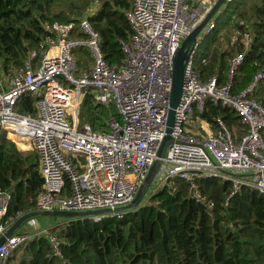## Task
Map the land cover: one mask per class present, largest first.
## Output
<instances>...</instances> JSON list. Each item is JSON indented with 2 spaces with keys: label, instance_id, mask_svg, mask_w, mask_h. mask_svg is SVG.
<instances>
[{
  "label": "built area",
  "instance_id": "obj_1",
  "mask_svg": "<svg viewBox=\"0 0 264 264\" xmlns=\"http://www.w3.org/2000/svg\"><path fill=\"white\" fill-rule=\"evenodd\" d=\"M215 1L130 0L123 15L131 35L121 42L123 58L113 64L103 56L100 36L88 20L92 13L87 11L76 22L54 23L49 28L55 38L39 63L33 65L32 54L21 69L2 71L0 140H10L23 155H38L42 186L35 211L96 212L133 201L165 135L174 55ZM239 24L246 28L244 50L227 60L222 83L217 74L202 78L197 69L199 58L201 64L206 63L199 47L216 27L214 17L188 49L171 141L155 173L160 174L159 187L173 179L187 182L197 202L203 201L198 181L206 178L230 183L225 204L242 187L264 195V106L252 98L263 73H255L241 91H232L233 76L253 38L248 24L243 20ZM78 51L85 52L82 60L76 57ZM87 93L94 103L115 109L118 118H108L107 130L92 129L79 118ZM26 94L35 98L34 112L21 115L16 108ZM207 102L234 112L243 131L229 129L217 119L219 130L195 133L193 119ZM10 197L0 187V236L10 227L4 221ZM123 214H90L88 218L101 221ZM42 236L60 255L57 236L40 225L38 233L14 231L5 236L0 243V264H9L20 246Z\"/></svg>",
  "mask_w": 264,
  "mask_h": 264
},
{
  "label": "trees",
  "instance_id": "obj_2",
  "mask_svg": "<svg viewBox=\"0 0 264 264\" xmlns=\"http://www.w3.org/2000/svg\"><path fill=\"white\" fill-rule=\"evenodd\" d=\"M94 2L98 6L88 20L100 36L107 63H119L121 42L131 35L123 15L130 0H0L3 70L21 69L32 54L33 65L39 63L55 38L49 28L54 23L78 21ZM241 20L248 24L253 38L233 76L232 91L244 89L260 71L263 77L252 98L264 106V0L225 3L215 18L216 27L199 47V56L206 63L201 64L199 58L197 69L204 79L217 74L220 83L225 81L227 60L244 50L246 28L239 24ZM84 55L83 51L76 53L78 59ZM34 101L31 94L22 96L16 111L32 114ZM111 115L118 118L113 107L94 103L88 93L82 98L78 116L92 129L107 130ZM197 115L213 130H219L217 119L238 133L244 129L234 112L209 102ZM41 186L37 153L23 155L10 140H0V187L11 194L4 215L8 225L35 210ZM198 186L204 209L191 196L187 182L168 180L121 218L67 220L56 235L60 255L46 237H39L17 249L13 264H264V195L242 187L225 204L229 182L206 178Z\"/></svg>",
  "mask_w": 264,
  "mask_h": 264
},
{
  "label": "water",
  "instance_id": "obj_3",
  "mask_svg": "<svg viewBox=\"0 0 264 264\" xmlns=\"http://www.w3.org/2000/svg\"><path fill=\"white\" fill-rule=\"evenodd\" d=\"M226 0H216L209 10V12L204 16V18L201 20V22L195 27V29L181 42L180 47L176 51L174 58H173V72H172V83H171V91H170V100H169V111H168V120L165 128V135L164 138L159 146V149L157 151V158L155 159L154 163L152 164L150 168V173L148 178L146 179L145 183L140 187L137 194L135 195L133 201L124 207L116 208L114 210H101L96 212H68V211H60L55 210L51 212H44L39 213L37 211L26 213L22 216H20L10 227L6 230L4 235L0 236V243L4 239L5 236H9L12 232H14L18 226L24 222L25 220L36 217V216H45V215H57L62 217H68V218H88V215L90 214H100V213H119V212H127L135 207V205L139 202V200L142 197V194L144 192L145 187L147 184H150L152 181L158 165L160 163V160L163 156L164 150L166 146L170 143V131L171 126L173 124V117H174V109L177 106L180 92H181V85L183 80V69H184V61L187 59V51L191 47V45L195 41L196 35L199 33V31L202 29V27L207 23L209 19L214 17V15L218 12L219 8L223 5H225ZM192 193V189L190 190V194ZM197 204L200 206V208L204 209L205 205L203 202H197Z\"/></svg>",
  "mask_w": 264,
  "mask_h": 264
},
{
  "label": "rangeland",
  "instance_id": "obj_4",
  "mask_svg": "<svg viewBox=\"0 0 264 264\" xmlns=\"http://www.w3.org/2000/svg\"><path fill=\"white\" fill-rule=\"evenodd\" d=\"M97 6H98V3L97 2H94L91 6H90V8L87 10V11H93L94 9H96L97 8ZM225 5H223V6H221L220 8H219V10H218V12L214 15V18H216V16H217V14L220 12V10H222L223 9V7H224ZM86 11V12H87ZM223 35V34H222ZM235 36H236V34H234V37L233 38H235ZM225 42L223 43V44H221V49L222 50H224V48H225ZM80 60H82V59H80ZM2 71H3V67H2V65H1V63H0V74H2ZM4 86H5V82L3 81V85L2 86H0V91L4 88ZM29 153V152H28ZM160 177V174H158L157 176L156 175H154V177H153V179H152V181L150 182V184H147V186L145 187V189H144V192H143V194H142V197H141V199L139 200V202L135 205V206H137V205H139V204H143V203H145L146 201H147V199H148V197L152 194V192H153V190L155 189V188H157V187H159L158 186V181H156V179L157 178H159ZM165 184V183H164ZM163 184V185H164ZM163 185H161L160 187H162ZM159 187V188H160ZM158 189V188H157ZM155 191H156V189H155ZM35 219H36V221H35ZM70 218H68V217H62V216H57V215H45V216H36V217H31V218H29V219H27V220H33L32 222H34L33 223V227H32V230L35 232V233H38V230H39V227H40V225L42 226V225H44V226H46L48 229H49V231L51 232V234H53V235H57V233H58V231H59V229L64 225V223L67 221V220H69ZM27 220H25V221H27ZM24 221V222H25ZM24 222H22V223H24ZM38 226V227H37ZM35 228V229H34ZM18 229H20V228H18ZM19 253V251H16V253H15V255L13 256V258L11 259V261L12 262H10V264H13V261H14V259L16 260L17 259V254Z\"/></svg>",
  "mask_w": 264,
  "mask_h": 264
},
{
  "label": "crops",
  "instance_id": "obj_5",
  "mask_svg": "<svg viewBox=\"0 0 264 264\" xmlns=\"http://www.w3.org/2000/svg\"><path fill=\"white\" fill-rule=\"evenodd\" d=\"M97 9V8H96ZM96 9H94L93 11H91V13H93ZM90 12V11H89ZM211 129L209 124L202 120L200 117L196 116L194 117L193 119V127H192V130L195 132V133H200V134H206V131L207 129ZM33 220H27L25 221L24 223H21L18 228L20 229H16L15 231L17 232H31L32 231V227H33V223L32 222ZM36 221V219H35ZM38 227V226H37ZM40 228V227H39ZM35 229V228H34ZM43 237V236H42ZM16 253V252H15ZM15 255V254H14ZM10 262H12L10 260ZM14 262V261H13ZM10 264V263H9Z\"/></svg>",
  "mask_w": 264,
  "mask_h": 264
}]
</instances>
